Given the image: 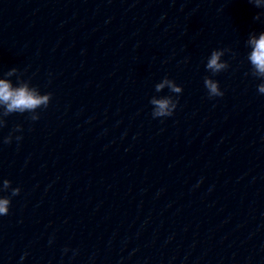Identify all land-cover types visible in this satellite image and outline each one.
Segmentation results:
<instances>
[{
  "label": "clouds",
  "instance_id": "clouds-1",
  "mask_svg": "<svg viewBox=\"0 0 264 264\" xmlns=\"http://www.w3.org/2000/svg\"><path fill=\"white\" fill-rule=\"evenodd\" d=\"M249 3L253 4L256 8L264 9V0H249ZM255 20L260 19V14L254 17ZM251 51L248 53L247 59L253 69V75L258 76L261 80H264V32H260L258 36L256 34L250 35L248 41ZM225 50H213L207 59L206 69L210 70L213 75L227 69L229 65L227 62L222 61L221 57L224 55ZM15 69L9 72V75L15 73ZM165 85L173 93L180 94L183 89L178 86L174 81L165 78L161 83H158L156 91L162 90ZM204 85L208 90L209 97L223 96V92L219 87V82L209 77L204 78ZM259 93L264 94V82L257 86ZM51 99V94L40 95L35 87H29L28 83H21L19 86H13V84L6 80L0 79V106L3 107L4 115L12 113H25L34 112L40 106L45 108L48 106ZM178 100L171 98L155 99L151 100V104L154 106L152 115L154 118L158 117H170L173 115L174 110L177 107ZM32 120L39 119L38 115L31 117ZM0 127L3 124L0 123ZM17 128L16 131H20ZM22 137H17L20 140ZM4 143H11V136L9 135L4 139ZM11 188V182L7 179L3 180V187L0 188V192L7 191ZM20 193V188H11V196H16ZM11 204L10 197L0 196V216L7 215ZM23 259V257L21 258Z\"/></svg>",
  "mask_w": 264,
  "mask_h": 264
}]
</instances>
